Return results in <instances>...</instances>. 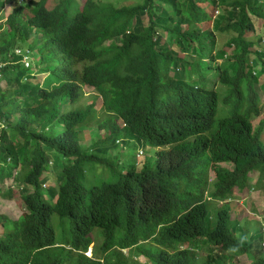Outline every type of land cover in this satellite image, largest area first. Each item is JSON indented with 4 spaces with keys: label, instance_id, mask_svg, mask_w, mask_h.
Returning a JSON list of instances; mask_svg holds the SVG:
<instances>
[{
    "label": "trees",
    "instance_id": "1",
    "mask_svg": "<svg viewBox=\"0 0 264 264\" xmlns=\"http://www.w3.org/2000/svg\"><path fill=\"white\" fill-rule=\"evenodd\" d=\"M47 3L0 0V179L13 173L27 209L0 213V264H133L124 250L134 248L139 264H232L249 253L230 209L212 216L208 202L232 199L251 176L264 189L251 118L264 100V0ZM129 139L154 147L153 160L104 180ZM98 238L102 256L87 257ZM200 242L223 252L197 258ZM263 246L250 264H264Z\"/></svg>",
    "mask_w": 264,
    "mask_h": 264
},
{
    "label": "rangeland",
    "instance_id": "2",
    "mask_svg": "<svg viewBox=\"0 0 264 264\" xmlns=\"http://www.w3.org/2000/svg\"><path fill=\"white\" fill-rule=\"evenodd\" d=\"M111 2H114L116 6L121 5H131L141 2L142 0H110ZM59 0H48L47 6L52 8L54 7ZM15 4V1L11 2L8 1L7 5L5 6V11L2 13L5 18L11 13V9L13 5ZM264 32V31H262ZM260 34V33H259ZM259 34H252L249 36L250 39L258 41L257 38L259 37ZM232 36V33H225V34H218V47H225V41ZM262 43L264 44V37ZM259 47V44L256 46ZM229 52H232V49L230 47H226ZM28 60H24V64L26 67L29 65ZM29 66H32V61ZM33 70L29 68L27 70V73H31ZM41 82L43 85H46L47 83H54V79H52V76L49 73H39ZM85 91L87 93V102H89V95H93L96 93L93 88H85ZM222 103L220 104V106ZM261 114L259 116L252 115L253 123L255 125L256 131L258 135L260 136L261 141L264 144V100L261 103ZM112 117L113 115H107L103 114L101 115L100 119L104 120L107 117ZM108 117V118H109ZM220 120V116H217V123ZM99 124L96 123L90 128H85V132L83 135V143L87 146H90L94 138H97L96 132L98 129ZM2 125H0V128ZM1 130V129H0ZM103 129H99V133H103ZM121 143L113 149V157L116 158L118 156L121 159V164L118 167L117 163L115 161L114 165L112 167L107 168V175L103 178L104 180L108 182L118 181L120 180V174H123L125 172V163L126 161H129L131 163L138 161V166L141 167L144 162L152 161L156 149L152 147L151 145L145 144L141 140H135V139H129L126 142L120 141ZM138 154V155H137ZM5 161H3V165ZM223 166H228V164H221ZM99 167L101 165H98ZM105 167V165L101 166ZM10 170L2 171V179H0V213L7 215L8 217L17 220L21 215H23L27 209L25 207V202L23 195L21 192V186L18 182H16L12 175L9 176ZM47 172L52 177L49 179L47 184L45 185V188L48 187V185L54 180V167L53 164L50 163L49 167L47 169ZM103 172V170H102ZM210 178L211 181L214 180V172L210 171ZM254 176H251L249 179L250 184L247 183L246 187L242 189L241 186H237L235 189V197H233L230 200L222 201V200H216L211 198V201L208 202L209 211L212 216H215L216 211L219 208H229L231 212V219L235 220V223H237V227L235 229L236 236H240L243 233V236L247 239L250 247L249 253H245L240 257H237L233 260L232 264H250L251 262V255L253 252L256 251L257 244H261L262 240H264V189H262V186L258 187L256 186L254 189L252 186H254ZM3 180V181H1ZM30 190H33V187L30 186ZM8 190H11V192H8ZM209 198V196H208ZM56 217L55 215L53 218ZM235 224L234 222H231ZM62 231L58 232V237H61ZM258 242V243H257ZM102 244V239L98 238L95 243H93L89 249L86 251L87 257L92 256H102V251L100 250V246ZM145 247L152 246V242L145 243ZM264 247V246H263ZM213 248V249H212ZM135 249V248H134ZM134 249H125L124 253L127 255L130 261H133V264H139L140 261L144 262L146 261V257L140 256L137 254H134ZM264 250V248H263ZM193 251L196 254L197 258H204L205 260H208L207 257L211 254L212 256L216 257L222 254L223 250L220 247H212L209 244H205L204 242H200L198 245V249H193ZM254 258H252L253 260ZM230 261L227 262V264Z\"/></svg>",
    "mask_w": 264,
    "mask_h": 264
},
{
    "label": "clouds",
    "instance_id": "3",
    "mask_svg": "<svg viewBox=\"0 0 264 264\" xmlns=\"http://www.w3.org/2000/svg\"><path fill=\"white\" fill-rule=\"evenodd\" d=\"M26 60H27V58H25V61H26ZM28 61H29V60H28ZM29 65H30V63H29ZM29 65H28V66H29ZM2 122H3V121H2V118H1V116H0V124H1V125H2ZM44 187H45V186H44ZM21 191H22V186H21ZM20 193H21V192H20Z\"/></svg>",
    "mask_w": 264,
    "mask_h": 264
},
{
    "label": "built area",
    "instance_id": "4",
    "mask_svg": "<svg viewBox=\"0 0 264 264\" xmlns=\"http://www.w3.org/2000/svg\"><path fill=\"white\" fill-rule=\"evenodd\" d=\"M263 226H264V223H263Z\"/></svg>",
    "mask_w": 264,
    "mask_h": 264
}]
</instances>
